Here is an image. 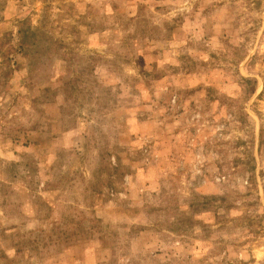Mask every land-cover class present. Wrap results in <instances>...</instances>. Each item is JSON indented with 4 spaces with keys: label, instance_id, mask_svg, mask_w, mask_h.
I'll list each match as a JSON object with an SVG mask.
<instances>
[{
    "label": "rangeland",
    "instance_id": "374dc122",
    "mask_svg": "<svg viewBox=\"0 0 264 264\" xmlns=\"http://www.w3.org/2000/svg\"><path fill=\"white\" fill-rule=\"evenodd\" d=\"M0 264H264V0H0Z\"/></svg>",
    "mask_w": 264,
    "mask_h": 264
}]
</instances>
